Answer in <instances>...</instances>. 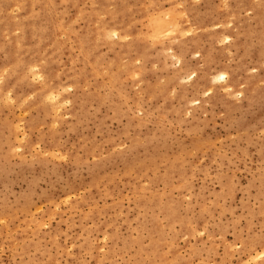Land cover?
Listing matches in <instances>:
<instances>
[{
	"label": "rangeland",
	"instance_id": "1",
	"mask_svg": "<svg viewBox=\"0 0 264 264\" xmlns=\"http://www.w3.org/2000/svg\"><path fill=\"white\" fill-rule=\"evenodd\" d=\"M263 252L264 0H0V264Z\"/></svg>",
	"mask_w": 264,
	"mask_h": 264
},
{
	"label": "bare ground",
	"instance_id": "2",
	"mask_svg": "<svg viewBox=\"0 0 264 264\" xmlns=\"http://www.w3.org/2000/svg\"><path fill=\"white\" fill-rule=\"evenodd\" d=\"M171 18H172V16H171ZM172 19H174V16H173V18ZM171 20V19H170ZM166 21H168L169 22V19H166ZM175 22V19L174 20H172L171 22ZM164 23H165V21H164ZM166 24V23H165ZM172 25H174V24H172ZM163 26H167L163 31H166L167 30V28H168V23L166 24V25H163ZM162 26V27H163ZM161 27V28H162ZM173 27V26H172ZM154 30V29H153ZM171 30V29H170ZM162 31V32H163ZM176 31V30H175ZM162 32H160V33H162ZM156 33H157V31H156ZM159 33V32H158ZM164 33V32H163ZM164 36V35H163ZM198 42V41H197ZM192 44H195V41H193V43ZM190 45V44H189ZM189 45L186 43V44H184V45H181V48H183V50H186L188 47H189ZM193 75V74H192ZM35 78V77H34ZM221 78H225L221 73H220V76H219V79H221ZM66 102V101H65ZM254 253V252H253ZM264 253V252H263ZM255 255H257V254H255ZM261 257V256H260ZM251 258H253V256L251 257ZM249 259V258H248ZM249 261H251V260H249ZM253 262V261H252Z\"/></svg>",
	"mask_w": 264,
	"mask_h": 264
}]
</instances>
